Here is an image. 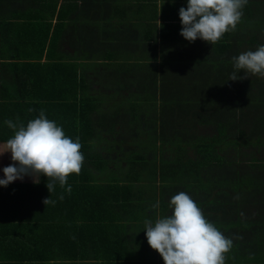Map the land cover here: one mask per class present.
Wrapping results in <instances>:
<instances>
[{"label": "trees", "instance_id": "trees-1", "mask_svg": "<svg viewBox=\"0 0 264 264\" xmlns=\"http://www.w3.org/2000/svg\"><path fill=\"white\" fill-rule=\"evenodd\" d=\"M263 6L264 0H248L236 30L225 33L213 45L199 38L190 43L180 35V19L169 20L166 15L159 25V47L156 36L136 28L145 27L146 22L128 25L141 38L151 39L152 48L146 40L130 39L119 27L89 28L91 39L75 47L81 52L84 47L96 48L95 53L61 63L67 70L63 75L67 86L57 94L61 104L43 107L55 110V120L63 122L57 124L66 135L80 138L84 157L95 149L109 153L112 174L105 172L102 159L94 157L88 164L101 174H90L83 163L80 174H70L65 187L58 183V189L71 185V192L79 196L83 230L95 228L109 239L123 241L126 227H135L139 232L133 234L134 244L139 248L130 252L137 253L138 264L151 259L162 264L160 254L148 244L144 221L170 215L171 197L183 191L233 240L225 264H264V152L238 159L236 149L258 146L264 135V80L258 82L257 76L228 80L234 71L231 57L264 44L240 35L242 25L264 18ZM199 47H203V56L187 53H195ZM139 50L140 61L149 64L139 67V63L119 60L121 55L124 58ZM148 54L152 58H147ZM82 60V73L89 72L87 66L94 62V74L88 79L75 70ZM237 74L243 76V71ZM95 77L100 88L87 84ZM135 120H139L136 125L132 123ZM247 126L249 138L245 139ZM227 131L237 135V140L226 137ZM167 142L173 149L168 156L163 155ZM42 188L49 192L46 185ZM158 201L159 207L154 208ZM82 208L85 217L80 215ZM22 227L25 233L22 229L0 235V264H55V250L50 248L54 242H40L52 229L49 220ZM57 245L58 252L69 248L67 244L62 251Z\"/></svg>", "mask_w": 264, "mask_h": 264}, {"label": "crops", "instance_id": "crops-1", "mask_svg": "<svg viewBox=\"0 0 264 264\" xmlns=\"http://www.w3.org/2000/svg\"><path fill=\"white\" fill-rule=\"evenodd\" d=\"M89 1L0 0V151L4 150L6 141L13 135V130L4 123L5 120L23 122L26 125V121L39 115V108L61 104L57 94L67 86L63 79V75L67 73L66 65L61 63H72L70 58L74 57L91 56L90 47H84L83 52L75 47L91 39L89 30L91 26L105 27L108 24L111 27H119L130 36V39L146 40L147 47L152 48L151 39L138 35V31L142 34L146 32L152 35V38L156 36V44L159 47L162 42L158 36L159 25L163 17L166 15L169 20L177 21L180 19L179 8L187 6V0H94L91 3ZM139 21L146 22V26L143 28L137 26L138 31L133 30L132 25H128ZM118 35L121 37L120 31ZM168 46L169 41H166L165 47ZM97 54L99 53L96 52ZM160 54L161 52H158L156 56L159 57ZM79 62L75 67L78 74L82 72L80 65L85 61ZM92 64L87 66L88 70L92 69ZM30 108L34 111L29 112ZM47 114L48 119H56L50 110ZM7 156L10 162L11 153ZM3 160L5 156L0 155V164ZM2 167L3 165H0V169ZM15 181L23 184L20 179ZM38 190L40 191L38 195L43 191V196H50L55 201V206L52 207H60L61 213L57 209L54 212L55 216L51 214L48 217L42 213L43 216L39 218H28V215L18 208L33 203L36 198L35 194L32 196L21 187L19 197V201L22 200L21 205L10 206L8 213L6 210L0 212L1 236L9 234L10 230L22 232V224L28 222L34 224L39 221L43 223L51 219L56 222L50 223L52 229L49 228V232L40 242L47 245L54 242L50 248L51 251L55 250L52 253L55 264H134V262L138 264L137 253L130 252L139 248L134 244L133 235L138 234V229L127 226L123 241H118L112 236L109 239L95 228L83 230L81 227L83 219L79 220L78 195L57 187L52 193L46 192V189ZM61 195L63 199H60ZM13 197L14 194H12L14 200ZM91 197L89 195L87 201ZM52 207L50 206L48 210ZM80 215L86 216L85 209H80ZM67 244L69 248L65 252H58V249L54 248L56 245L61 246L63 251ZM151 260L152 262H141L160 264L158 259Z\"/></svg>", "mask_w": 264, "mask_h": 264}, {"label": "clouds", "instance_id": "clouds-1", "mask_svg": "<svg viewBox=\"0 0 264 264\" xmlns=\"http://www.w3.org/2000/svg\"><path fill=\"white\" fill-rule=\"evenodd\" d=\"M247 3L248 0H187V6L179 8L180 35L190 43L199 38L213 45L225 33L236 30ZM231 61L234 71L228 80H243L250 75L264 78V44L231 57ZM241 70L243 76L237 74ZM4 123L13 130V135L0 155L10 152L12 163L3 167L0 186L7 187L25 176L39 183L43 175L52 193L57 182L63 188L70 174H80L85 159L80 138L66 135L61 125L46 117L43 109L26 125L12 120ZM67 191L71 192V185ZM43 203L55 201L49 196ZM153 207H159V201ZM168 207L170 215H158L154 222L144 221L148 244L160 254L164 264H225V254L233 247V240L204 216L197 202L181 191L171 197Z\"/></svg>", "mask_w": 264, "mask_h": 264}, {"label": "rangeland", "instance_id": "rangeland-1", "mask_svg": "<svg viewBox=\"0 0 264 264\" xmlns=\"http://www.w3.org/2000/svg\"><path fill=\"white\" fill-rule=\"evenodd\" d=\"M263 10H264V6H263ZM240 35L243 38L254 37L258 41H264V18H261V19H258V20H253L248 25H242V30H241ZM124 40H128V39L124 38ZM200 46H204V45L201 44ZM202 48L203 47L196 48L195 53L194 52H189V51L187 53H189V54L192 53V56H193V54H195V57L198 58V57L203 56V54H202ZM95 49L91 53L92 56L95 53L94 52ZM126 55L127 56H125L124 58H122L123 55H121L119 60H121V62H125V63H127V62L139 63L140 64L139 67H142L145 64H149V63H145L143 61H140L141 60L140 59V56H142L140 54V50L134 52V54H131L129 56H128V53ZM151 55L152 54H148V56H146V57L147 58H152ZM150 62H153L154 63V59H152ZM159 62H161V59H158V63ZM80 73L81 74H79V75H82L84 79L85 78L88 79V78H90L94 74V71L93 70H90L89 72H86V73H82V72H80ZM249 78H252L253 79L254 76H251L250 75ZM257 78H258V82H263V80H264V78H261L259 76H257ZM96 81H99V78L98 77H95L93 81L88 82L87 84L89 86L94 85L95 88H100L101 85L95 83ZM35 109H36V107H35ZM40 110L41 109L39 108L38 112H40ZM43 110L45 111L46 117H48V114H47L48 109L44 108ZM50 113H53V116H55V110L54 111L53 110H50ZM137 121H139V120H135L132 123L136 125V122ZM143 121L146 122V123L148 122V121H145V120H143ZM149 122H150V124L148 123L147 125L151 126V121L149 120ZM249 128H250V126H247L243 130V134L244 135L242 137L245 138V139L249 138ZM207 129L208 128L201 129V132H206ZM212 131H214V129ZM236 136L237 135H235L232 131H227L226 137H229L231 139L237 140V137ZM262 142L264 143V135L259 140L258 146H253V147L252 146H248L247 148L244 147V146H240V147L236 148V149H239V150H237L238 156H239L238 159H242L245 155H247L248 157H250V155L251 156H256V155L260 154L261 152H264V146H260ZM171 144H172L171 142L164 143V153H163V155L166 153V155L168 156L170 153L173 152V149L170 148L172 146ZM229 147H227L226 150H228ZM230 149H234V148L231 146ZM223 150L224 149H221V151H223ZM92 151H93L92 155H90L89 154V151H88L87 155L85 156V162H84V167H86L88 169V171L90 172V174H92V175L93 174H101L100 171L95 170L94 167H92V166H90L88 164V160H90V158L93 159L94 157H98V158L102 159L104 161V164L106 165L105 166V172L107 174L108 173L109 174H112L113 173V170H112V168L110 166V163H108V160L110 159L109 158V153H107L106 151H103V150H98V149H95V150H92ZM99 151H100V154H99ZM9 153L10 152H5L4 153L5 155L4 154L2 155V157L5 156V160H3V162L0 164V165H3V167H5V166L9 165L10 163H12V161H10V162L8 161L9 156H7V155ZM260 157H261V155H260ZM3 167L0 169V178H4V173L2 171ZM39 181H40L39 183H34L32 177L25 176L24 179L22 180V182H23L24 185L22 183H20V182L14 181V182H11L7 187L0 186V209H1L0 212L6 210V213H8V208L10 206H20L21 205L22 200L19 201L20 188L21 187H24V190L25 191H28L30 193V195L34 196V194H35L36 201H34L33 203H30L28 205L24 204V205L20 206L18 208L19 210L20 209L23 210L28 215L27 217L30 218V219L31 218H34V217L35 218L36 217L39 218V216L40 217L43 216L42 213L43 214H46L48 217H50L51 214H53V216H55L54 212H56L57 209H58V211L61 210V208L58 207V206L52 207V206H55V204L45 205L43 203V200L45 198H48V197L43 196L42 195L43 192L41 193V195H38V192H40V191L36 188L37 185H40V186L41 185L42 186L46 185V183H47V177H45V176L42 175L39 178ZM42 186L40 187V189H43ZM56 187L59 188L58 182L55 185V189H56ZM12 194L15 195V197H13L14 200L12 199ZM31 200L32 199L29 197V201H31ZM50 206L52 208H50L48 210V208ZM10 210H12V209H10ZM59 212L61 213V211H59ZM48 220L52 224H55V222H56V221L51 220V219H48ZM30 223H33V222H28V224H30ZM64 226L65 227H68L67 225H64ZM156 256H158V255H156ZM159 259H160V257H159ZM134 264H137V263L134 262ZM160 264H161V261H160ZM162 264H164V261L162 262Z\"/></svg>", "mask_w": 264, "mask_h": 264}]
</instances>
